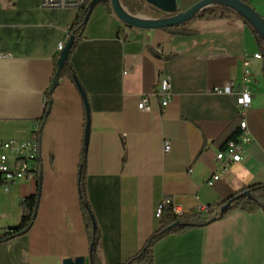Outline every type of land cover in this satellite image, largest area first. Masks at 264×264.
<instances>
[{"label":"crops","instance_id":"obj_1","mask_svg":"<svg viewBox=\"0 0 264 264\" xmlns=\"http://www.w3.org/2000/svg\"><path fill=\"white\" fill-rule=\"evenodd\" d=\"M199 1L176 0L179 11ZM246 1L264 17V0ZM40 2L0 0V137L34 138L35 125L42 123L35 220L25 233L0 242V264H64L76 258L91 264L79 195L85 103L69 75L47 94L58 44L69 39L78 11L41 9ZM134 14L165 16L144 0ZM190 28L193 33L174 34L130 27L100 4L70 56L91 114L86 189L103 264H122L139 252L159 227L161 204L170 200L179 213L190 214L264 181V75L263 57L255 56L257 40L235 13L197 19ZM162 73L170 77L173 93L167 107L155 94ZM228 82L251 92L252 141L243 159L209 185L218 170L217 153L241 131L237 94L213 92ZM144 97L149 109L141 111ZM38 183L21 180L1 192L0 231L20 223L21 202ZM153 259L264 264V213L236 208L208 225L169 234L155 243Z\"/></svg>","mask_w":264,"mask_h":264},{"label":"trees","instance_id":"obj_2","mask_svg":"<svg viewBox=\"0 0 264 264\" xmlns=\"http://www.w3.org/2000/svg\"><path fill=\"white\" fill-rule=\"evenodd\" d=\"M125 6L128 8L130 12H136L143 9V0H122ZM91 0L89 1V3ZM89 3L85 5L82 9L78 11L76 19L74 23L71 25L69 29V38L74 36V44L70 50L69 58L65 62L64 67L62 69L60 79L64 75H69L74 83L77 85L80 91V82L76 76V72L72 65L70 64V56L76 46V43L80 37H82L86 24V16L89 12ZM104 5L110 12H113V9L110 5V0L99 3L98 5ZM114 13V12H113ZM235 13L233 10L222 7V6H214L211 8H207L202 11L199 15L194 17L193 19L173 27L164 28V30H169L174 34H189L193 33L194 31L190 28V25L197 19H212V18H228L231 14ZM236 14V13H235ZM239 16V15H238ZM240 17V16H239ZM249 30L254 35L255 39L257 40L259 51L261 56L263 57V75H264V41L263 39L257 34V32L252 28V26L240 17ZM57 57L55 61V70L53 77L51 78L50 88L47 91V94L50 96L51 94V86L53 79L56 75L57 71ZM83 89V87H82ZM84 91V89H83ZM82 94V93H81ZM85 108H86V129L88 123L91 122V114L89 109V103L87 99V95L84 91L82 94ZM51 100L47 102L44 110V114L42 117V121L46 120L49 115ZM42 123H39V128L37 130L36 138L40 141V131H41ZM85 129V135H86ZM90 132V129H89ZM239 135V134H238ZM237 139V135L234 136V140ZM87 146L88 144L85 143L84 138V146L81 154V162L79 166V195H80V206L83 212V216L85 219L87 232L90 241V261L91 264H103L101 260V233L99 227L97 225L96 228L93 226V221H96L93 209L90 205L87 189H86V175H87ZM39 195H40V185L38 183L37 190L34 194L26 197L21 202L22 208V217L20 223L15 226L5 230L0 235V242L12 238L14 236L19 235L23 231H28L36 216L37 206L39 202ZM226 205L225 210H221L223 206ZM240 208L241 210L247 213H255L259 210L263 211L264 213V181L259 183H254L248 186L243 187L239 191L231 194L228 196L224 201L218 203L217 205H211L206 207V211L204 213L201 212H193L190 214H178L175 212L172 204H166L163 206L162 215L159 219V227L156 231H154L150 237L145 242L144 246L137 252L134 256H132L129 260L122 264H153V247L155 243L173 233H180L186 230H189L194 227H201L212 223L213 221L223 218L227 214H229L232 210Z\"/></svg>","mask_w":264,"mask_h":264},{"label":"built area","instance_id":"obj_3","mask_svg":"<svg viewBox=\"0 0 264 264\" xmlns=\"http://www.w3.org/2000/svg\"><path fill=\"white\" fill-rule=\"evenodd\" d=\"M90 0H41L39 8L45 9H73L79 11ZM68 40L67 39L58 44V51L61 52ZM256 57H261V53L255 54ZM248 64V61H245ZM248 73V71H246ZM213 92L237 94L238 115L241 117L240 134L236 140H231L227 143L226 147L219 151L216 155L218 162V170L211 180L208 181L212 185L215 180L219 179L221 173L226 171L228 166L232 163L240 162L243 159V152L245 147L252 141V134L248 126L247 114L251 106L252 97L251 92L246 87L239 86L235 89L232 82H228L222 88H214ZM161 99V105L167 107L173 97L170 77L164 73L159 78L157 90L155 92ZM138 108L141 111L148 110V98L144 97L140 100ZM39 128V124L35 125V131ZM164 149L169 150V142H165ZM40 153L41 143L34 137L30 139L19 140L15 138L3 139L0 137V194L3 191L9 192L12 186L17 181H27L29 183H38L41 176L40 173ZM172 204L174 210L178 214V207L172 202L167 201L161 204L156 216L160 219L162 215L163 206ZM206 206H199L197 212L204 213ZM3 232L0 231V235Z\"/></svg>","mask_w":264,"mask_h":264},{"label":"water","instance_id":"obj_4","mask_svg":"<svg viewBox=\"0 0 264 264\" xmlns=\"http://www.w3.org/2000/svg\"><path fill=\"white\" fill-rule=\"evenodd\" d=\"M108 0H91L89 3V12L86 16L85 22L88 21L89 16L99 3L105 2ZM152 7L158 9L160 12L164 13L165 16L159 18H148L142 17L138 14H134L128 10V8L123 5L122 0H110L111 6L114 14L127 26L141 28V29H164L173 27L176 25L183 24L197 15H199L202 11L207 8H211L214 6H222L233 10L237 15L246 20L252 28L257 32V34L264 41V17L246 0H201L184 11H179L177 7L176 0H144ZM74 36H71L63 50L60 52L59 58L57 60V71L56 75L53 79L51 92L55 89V87L59 84V78L62 73V69L64 67L65 62L69 58L70 50L74 44ZM80 92L83 94L84 91L82 89L81 84ZM89 129L90 123H88L85 135V143L88 144L89 139ZM39 185H41V176L39 178ZM226 205L222 207V211L225 210ZM94 228L97 227V222L93 221ZM25 233V231L20 234ZM64 264H84L83 258L76 259H66Z\"/></svg>","mask_w":264,"mask_h":264},{"label":"rangeland","instance_id":"obj_5","mask_svg":"<svg viewBox=\"0 0 264 264\" xmlns=\"http://www.w3.org/2000/svg\"><path fill=\"white\" fill-rule=\"evenodd\" d=\"M122 3H123V1H122ZM147 4H148V3H147ZM110 5H111V2H110ZM123 5H125V4L123 3ZM148 6H149L150 10H153L157 15L164 14V13L160 12L158 9L152 7L151 5L148 4ZM111 7H112V6H111ZM134 13H135V12H134ZM10 225H13V224H10Z\"/></svg>","mask_w":264,"mask_h":264}]
</instances>
